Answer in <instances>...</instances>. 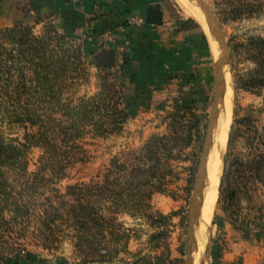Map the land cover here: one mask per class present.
I'll list each match as a JSON object with an SVG mask.
<instances>
[{"label": "trees", "instance_id": "trees-1", "mask_svg": "<svg viewBox=\"0 0 264 264\" xmlns=\"http://www.w3.org/2000/svg\"><path fill=\"white\" fill-rule=\"evenodd\" d=\"M228 1L235 20L264 17V0ZM162 21L161 7H150L147 23ZM48 23L40 35L31 26L0 30V255L22 240L44 248L68 243L81 264H180L171 259L169 234L162 229L170 219L155 215L152 201L179 180L175 165L191 161L188 150L199 137L202 119L178 111L166 134L114 156L94 178L62 192L59 183L68 171L90 160L85 147L89 139L109 140L126 130L131 107L126 105L123 67L128 60L124 56L115 68L117 51L104 46L92 62L98 92L78 97L80 80L87 82L91 73L83 60V42ZM188 23L201 31L195 20ZM237 48L232 47L234 56ZM239 48L255 65L243 89L264 91V37H251ZM34 148L44 153L31 173L28 157ZM237 164L225 170L219 204L236 198V179L244 180ZM196 168H185L191 175L189 189ZM126 216L148 220L155 230L148 244L155 241L168 254L151 260L132 253L131 242L140 234L123 220Z\"/></svg>", "mask_w": 264, "mask_h": 264}, {"label": "rangeland", "instance_id": "rangeland-1", "mask_svg": "<svg viewBox=\"0 0 264 264\" xmlns=\"http://www.w3.org/2000/svg\"><path fill=\"white\" fill-rule=\"evenodd\" d=\"M170 1L176 4L173 0ZM205 1L219 17L231 50L232 47H238L235 56L232 52L233 77L230 98L234 116L231 143L228 150L230 159L228 161L227 158L226 169H233V163L242 165L239 167V173L244 180L236 179L237 192L232 203L227 204L223 201L219 204L220 193L218 194L216 213L212 221L207 246L202 254V261L203 264H264V260L259 257L257 252L259 247L256 246L255 250L252 251L246 248V245L239 246L233 242L235 234L240 237L242 226L245 228L246 225L250 224L259 225L262 222V212H264V160L260 161V157L264 159V127L260 122V112L253 108L249 101L251 96L260 95L264 91H246L243 89V80H246L250 71L255 69V65L246 59L244 50L239 48V45L247 43L251 37H264V17L235 20L229 12L228 0ZM176 8L179 10L177 15L189 18L178 6ZM48 22L40 30H36V35L42 33L44 27L49 24ZM201 32L204 33L202 29ZM4 47L9 48V45L4 44ZM210 48L209 43L208 51L211 53L212 48L211 50ZM213 50L216 55L215 44H213ZM213 63L211 82L207 83L205 89L202 86L198 88L197 85L193 84L194 87L189 91L187 81L174 82L173 84L169 82L165 89L159 88L161 86L153 88L152 91L155 93L153 94L154 97L151 98L154 103V105L152 104L153 110L148 105L150 102L146 105L142 104L143 106L141 105L139 110H135V107L129 105L131 107V120L124 133L109 140L89 139L85 147L90 160L87 163L77 164L68 171V177L59 183V188L65 192L68 186L79 182H88L103 170L114 156L123 152L139 150L152 136L166 134L173 115L180 110L188 115L192 113L198 116L202 119V125L197 141L188 150L193 155L191 161L175 165V171L180 177L179 180L171 184L166 194H157L152 201L153 213L158 215L163 212L164 214H161L170 219L169 225L162 227V229H165L169 234L168 248L171 259L180 261V264H186L188 223L195 199L194 186L200 161L203 158V149L214 100L217 57H214ZM87 66L91 73L87 82H85L86 79L80 80L82 83L77 87L79 90L78 97L93 96L98 92V71L92 64ZM113 74L117 76L116 71ZM168 78L172 81L178 79L174 75ZM195 79L196 75H193L192 80ZM148 98L150 97L148 96ZM128 102L126 101L127 106ZM7 134L6 136L9 137V132ZM16 134L21 135L22 133L16 131ZM220 134H222V130ZM43 153V150L39 148L30 151L28 158L31 173L38 170ZM195 162L197 165L194 164ZM193 165L197 166V171L193 186L189 189L188 179L191 175L185 168ZM123 220L140 234V238H135L131 242L129 248L132 253H142L143 257L147 256L151 260L155 256L168 254L163 248L159 249L157 242H152L151 246L148 244V237L155 232L148 220H133L127 216ZM56 247L57 245H50L49 248H44L34 245L31 241L21 240L4 248L0 256L14 257L27 250H36L49 256L51 260L59 261L62 258L66 259L67 264H81L68 243Z\"/></svg>", "mask_w": 264, "mask_h": 264}, {"label": "crops", "instance_id": "crops-1", "mask_svg": "<svg viewBox=\"0 0 264 264\" xmlns=\"http://www.w3.org/2000/svg\"><path fill=\"white\" fill-rule=\"evenodd\" d=\"M154 6L162 9L161 25L147 23L148 10ZM176 7L170 0H0V30L31 26L36 32L47 21L53 22L60 33L83 42V60L87 65L92 64L104 46L116 49L115 68H120L124 56L128 60L123 67L128 105L139 110L142 104L150 102L148 105L153 110L151 98L156 86L165 89L169 82L187 81L190 91L193 84L205 89L211 82L214 54L208 51V40L188 23L191 18L177 15ZM134 16L142 22L128 24ZM171 75L178 79L170 80ZM249 101L260 112L264 127V92L251 96ZM263 215L259 225L242 226L240 237L235 234L233 242L252 251L259 247L258 255L264 260ZM65 260H51L36 250L14 257L0 256V264H67Z\"/></svg>", "mask_w": 264, "mask_h": 264}, {"label": "water", "instance_id": "water-1", "mask_svg": "<svg viewBox=\"0 0 264 264\" xmlns=\"http://www.w3.org/2000/svg\"><path fill=\"white\" fill-rule=\"evenodd\" d=\"M192 3L197 4L210 27L215 32V52L218 59L215 70V94L212 103V111L209 118L206 142L203 149V158L197 172L196 182L194 186V196L200 193V184L203 179V168L208 159V152L211 140L216 135V124L226 116V120L222 126L223 141L220 146V156L215 161L213 166L214 180L206 190V200L203 205L195 209L191 208L190 219L188 223L187 232V254L186 264H194L195 245L194 235L198 228V220L200 216L209 207L212 198L219 194L222 176L226 170L229 143L233 128L234 111L231 103L232 91V77H233V62L231 46L226 38L222 23L213 9L208 5L205 0H190Z\"/></svg>", "mask_w": 264, "mask_h": 264}, {"label": "bare ground", "instance_id": "bare-ground-1", "mask_svg": "<svg viewBox=\"0 0 264 264\" xmlns=\"http://www.w3.org/2000/svg\"><path fill=\"white\" fill-rule=\"evenodd\" d=\"M177 6L191 19L195 20L204 31L207 39L211 45L214 57L216 55L213 50V44H215V32L208 24L205 19L200 7L197 4L192 3L190 0H173ZM226 120L224 115L222 119L216 124V132L222 130L223 123ZM216 133L215 139L211 140L208 159L203 168V179L200 184V193L195 197L193 201V207L195 209L200 208L206 200V190L212 184L214 180L213 166L215 161L220 156V146L223 141V134ZM218 195H215L207 210L200 216L198 220V228L194 235V245H195V256L194 264H203L202 254L207 246L209 239V234L211 230L212 221L216 213Z\"/></svg>", "mask_w": 264, "mask_h": 264}, {"label": "built area", "instance_id": "built-area-1", "mask_svg": "<svg viewBox=\"0 0 264 264\" xmlns=\"http://www.w3.org/2000/svg\"><path fill=\"white\" fill-rule=\"evenodd\" d=\"M140 22H142V19L137 16H134L128 20V24H131V25H135Z\"/></svg>", "mask_w": 264, "mask_h": 264}]
</instances>
